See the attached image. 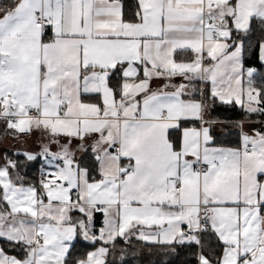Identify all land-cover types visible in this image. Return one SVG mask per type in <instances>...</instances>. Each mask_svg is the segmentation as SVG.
Wrapping results in <instances>:
<instances>
[{"label":"snow or ice","instance_id":"6c2138e0","mask_svg":"<svg viewBox=\"0 0 264 264\" xmlns=\"http://www.w3.org/2000/svg\"><path fill=\"white\" fill-rule=\"evenodd\" d=\"M144 247L264 264V0H0V264Z\"/></svg>","mask_w":264,"mask_h":264},{"label":"trees","instance_id":"16d2710c","mask_svg":"<svg viewBox=\"0 0 264 264\" xmlns=\"http://www.w3.org/2000/svg\"><path fill=\"white\" fill-rule=\"evenodd\" d=\"M217 115L230 119H238L239 112H219ZM139 247V245H137ZM126 259L129 264H180V260L173 256H165L163 253H150L147 247L142 249V254L138 257H133L129 254ZM182 259V257L180 258Z\"/></svg>","mask_w":264,"mask_h":264},{"label":"crops","instance_id":"0c3cea01","mask_svg":"<svg viewBox=\"0 0 264 264\" xmlns=\"http://www.w3.org/2000/svg\"><path fill=\"white\" fill-rule=\"evenodd\" d=\"M222 118H223V116H221ZM230 119V118H229ZM233 120H235V119H233Z\"/></svg>","mask_w":264,"mask_h":264}]
</instances>
